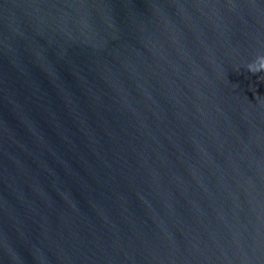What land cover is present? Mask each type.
I'll return each instance as SVG.
<instances>
[{"label": "water", "instance_id": "obj_1", "mask_svg": "<svg viewBox=\"0 0 264 264\" xmlns=\"http://www.w3.org/2000/svg\"><path fill=\"white\" fill-rule=\"evenodd\" d=\"M264 0H0V264H264Z\"/></svg>", "mask_w": 264, "mask_h": 264}, {"label": "clouds", "instance_id": "obj_2", "mask_svg": "<svg viewBox=\"0 0 264 264\" xmlns=\"http://www.w3.org/2000/svg\"><path fill=\"white\" fill-rule=\"evenodd\" d=\"M248 70L252 73L264 71V56H258L252 64L248 65Z\"/></svg>", "mask_w": 264, "mask_h": 264}]
</instances>
